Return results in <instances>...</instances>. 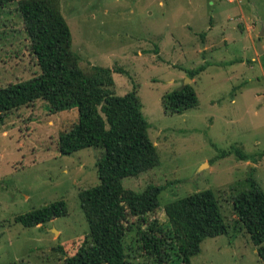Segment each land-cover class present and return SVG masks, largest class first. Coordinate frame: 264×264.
I'll use <instances>...</instances> for the list:
<instances>
[{
  "label": "rangeland",
  "instance_id": "obj_1",
  "mask_svg": "<svg viewBox=\"0 0 264 264\" xmlns=\"http://www.w3.org/2000/svg\"><path fill=\"white\" fill-rule=\"evenodd\" d=\"M18 2L0 8V87L40 73ZM61 11L81 69L112 68L116 94L136 91L142 102L160 163L124 186L162 185V221L167 203L212 189L233 224V197L252 179L264 190V0H61ZM187 82L198 106L165 113L163 95ZM78 118L77 107L53 113L43 99L0 118V264H65L89 234L79 192L99 183L104 149L60 153L58 138ZM61 199L66 215L16 221ZM190 263L264 264L240 227L205 238Z\"/></svg>",
  "mask_w": 264,
  "mask_h": 264
},
{
  "label": "trees",
  "instance_id": "obj_2",
  "mask_svg": "<svg viewBox=\"0 0 264 264\" xmlns=\"http://www.w3.org/2000/svg\"><path fill=\"white\" fill-rule=\"evenodd\" d=\"M12 1L0 0V8ZM18 9L40 73L0 87V118L39 99L47 101L53 113L77 107L78 121L58 138L60 153L104 149L96 163L99 183L79 192L89 234L73 255L65 256L64 263L166 264L176 260L191 264L190 258L201 251L205 238L228 233L232 227L245 229L264 262V190L259 183L252 179L249 189L233 197L237 216L233 224L224 219L212 189L167 203L165 221L154 216L164 187L149 185L137 192L123 184L125 177L160 163L138 93L116 94L112 68L95 66L91 74L81 69L61 0H19ZM202 69L190 71L191 78ZM162 104L167 114L183 113L198 106L199 99L194 86L186 83L165 93ZM67 213V203L61 199L20 214L16 221L31 227Z\"/></svg>",
  "mask_w": 264,
  "mask_h": 264
},
{
  "label": "water",
  "instance_id": "obj_3",
  "mask_svg": "<svg viewBox=\"0 0 264 264\" xmlns=\"http://www.w3.org/2000/svg\"><path fill=\"white\" fill-rule=\"evenodd\" d=\"M257 46H258L260 52H264V49H262V43H261V40H260V39H259V41H258V43H257ZM187 83H188V82H187ZM53 218H55V217L53 216Z\"/></svg>",
  "mask_w": 264,
  "mask_h": 264
}]
</instances>
